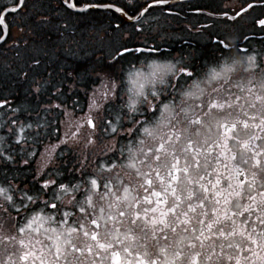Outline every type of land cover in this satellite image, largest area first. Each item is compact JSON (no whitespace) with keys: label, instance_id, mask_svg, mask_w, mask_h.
<instances>
[{"label":"snow or ice","instance_id":"6c2138e0","mask_svg":"<svg viewBox=\"0 0 264 264\" xmlns=\"http://www.w3.org/2000/svg\"><path fill=\"white\" fill-rule=\"evenodd\" d=\"M222 3L207 16L211 23L193 25L219 53L200 65L195 53L161 51L167 22L179 18L168 0H58L48 15L18 22L26 0H0V66L14 53L15 78L35 101L13 107L0 99V264H222L225 245L217 252L215 239L237 234L248 243L226 245L241 253L229 255L228 264H264V39L252 47L241 33L248 46L237 48L228 13L242 18L253 4ZM93 11L108 18L107 27L92 29L102 55L85 78L61 66L53 81L57 50L88 43L73 18L86 20ZM13 24L20 29L14 38ZM255 24L264 32V19ZM38 29L56 35L52 48L37 44ZM154 52L167 59L152 58ZM78 93L88 99L86 113ZM70 95L77 96L71 104ZM233 110L239 115L229 121ZM241 124L255 130L245 140L234 135ZM213 128L217 140L210 138ZM221 157L230 161L226 175L218 171ZM62 169L80 178H46ZM34 230L51 243H26ZM129 241L142 249L134 260L127 259ZM197 243L200 251L186 256Z\"/></svg>","mask_w":264,"mask_h":264},{"label":"flooded vegetation","instance_id":"af4514ba","mask_svg":"<svg viewBox=\"0 0 264 264\" xmlns=\"http://www.w3.org/2000/svg\"><path fill=\"white\" fill-rule=\"evenodd\" d=\"M247 2L253 4V8L247 9L246 14L242 13V18H235L231 17L233 13L229 11V21L227 25V30L232 33V37L235 39L233 40V43L236 44L237 48L240 47H247L248 43H246L243 39V36L241 33L247 35L250 38V43L252 47H259V42L264 39V32H261V26L255 24V21L257 19L264 18V0H247ZM58 0H26V6L22 7L19 10V16L18 20L21 17H27L30 21L39 19L42 15H48L50 13V7H54L57 5ZM169 5L172 6L174 12L179 13V18H171L167 22L166 26V44H162L161 51H171L172 57H176L180 54L182 50H184L186 53H195L196 55L200 56L201 59L197 61L198 64L203 65L204 63H208L209 65L213 62V57L218 56L219 53L214 52L211 44L209 43L208 37L206 35H198L196 33V28L193 27V25H196L197 22L199 23H211V21L207 20V16L210 14L211 9H214L217 6V0H168ZM240 4H245V0H225V3H222L220 6H229L234 5L235 7H239ZM202 9L201 12H197L196 8ZM246 7V4H245ZM216 19L223 20V16H216ZM233 19L236 20V23L233 25ZM73 22L77 23L78 29H86V31L83 32V38L88 41L87 44H82L80 48L73 47L72 51H64V50H57L56 57L52 60H66V61H96L97 58L102 55V52L98 50L97 47H95L92 44L91 36H92V29L93 26L96 28H100L101 26L107 27L108 26V18L100 12H91L88 14V17L86 20L82 21H76L75 18H73ZM186 26L190 27L191 30H185ZM226 26L224 24H220L219 28L223 29ZM46 30V36L42 38V41L47 43L49 48H52L53 44L56 42V35L54 33L49 32ZM102 34V33H101ZM77 40L81 39V34L78 31ZM41 40L40 38L37 39V41ZM159 38L157 39V43H159ZM190 45V47H189ZM151 46V42H150ZM67 48V45L64 46ZM152 58L164 60L167 59V57H161L159 53H152ZM138 63V62H137ZM85 78V76H84ZM18 83L23 84V81H18ZM79 100L81 102V105L84 109V113L88 111V99L83 95V93H79ZM243 95V93H241ZM77 99L76 96H73L72 100H69L68 103L71 104L73 100ZM250 101L252 100L251 97L248 98ZM257 108H260V104H257ZM84 113H80L79 115H83ZM237 115H239L236 111L233 110L232 116H226L225 118L231 121L233 118H235ZM240 119L244 120L246 117H243L240 115ZM242 125V124H241ZM222 164L218 168V171L226 175L224 172V164L230 163V161H226L221 157ZM166 174V169L164 170ZM213 180H215V176L213 177ZM222 184L224 182L222 181ZM226 187V184H225ZM245 194H247V189H245ZM143 195V193H141ZM247 202V201H244ZM213 205H209V216L212 215L210 209ZM239 219V218H237ZM224 230L230 231L231 230V221L227 223V225H224ZM234 240L232 243H237L246 245L248 242L245 239V237H241L240 235H236L233 237ZM104 239V235L101 236V240ZM215 239V238H214ZM84 241V240H83ZM212 241L209 242L211 244ZM216 243V251L220 252V244L223 243L225 245L224 253L228 252V248L226 245L228 244L225 242V239L221 241L220 239H215ZM38 249V247H37ZM131 250V249H130ZM132 251V250H131ZM234 251L236 253H239V250L234 248ZM1 252V251H0ZM133 255L128 256L127 259L134 260V257L136 253L132 251ZM20 252L17 251V255H19ZM103 254V253H102ZM4 254L2 253L0 255V260H3ZM126 258L125 254L122 252V259ZM20 264H32V260L29 259L27 262H20ZM38 264V261H37ZM105 264H110L109 261H106Z\"/></svg>","mask_w":264,"mask_h":264},{"label":"rangeland","instance_id":"374dc122","mask_svg":"<svg viewBox=\"0 0 264 264\" xmlns=\"http://www.w3.org/2000/svg\"><path fill=\"white\" fill-rule=\"evenodd\" d=\"M4 3L5 4H7L8 3V0H4ZM13 20V17L12 16H8V21L9 22H11ZM19 20L17 19V22H18ZM19 31H20V29L18 28V27H16L14 24L10 27V34H9V36L10 37H12V38H14V37H16L17 35H18V33H19ZM42 37H45V34H44V36H42ZM126 86L127 87H131V84H129L128 83V81H127V78H126ZM26 98H28V97H25V95L23 94L22 95V97H21V99H20V103L18 104V105H23V106H25V102L23 101L24 99H26ZM25 107H27V106H25ZM0 115H2V111L0 112ZM35 118V117H34ZM24 119V118H23ZM23 119H21V120H23ZM36 129H35V125H33V128L32 129H25V132H34ZM237 130H238V128H237ZM239 130H241V128H239ZM236 132H238V131H236ZM19 135L21 136V137H23V135H24V133H19ZM219 136H218V131L215 129V128H213V131H212V133L210 134V138H211V140H216L217 138H218ZM181 163H183V160L181 161ZM202 163H203V159H202ZM213 166H215V165H213ZM62 175H63V173L61 174V175H59L58 177H55V178H60V179H63V178H61L62 177ZM66 175H67V173L64 175V177H66ZM213 177V176H212ZM212 177H210V179H212ZM46 178H50V177H46ZM52 178V177H51ZM38 227H40V228H43L44 226L43 225H37ZM196 227H197V230H199V225H196ZM104 235V233H103V229H101V236H103ZM206 235H207V233H206ZM123 238V237H122ZM24 239H25V242L26 243H29V241L31 240L32 242H34L36 239H39V240H41L44 244H48V243H51V241H48L46 238H45V236L41 233L40 235H38L37 234V232L34 230L33 232H31L30 234L29 233H26L25 234V236H24ZM83 240V237L81 236L80 238H79V240H77L76 242L77 243H81V241ZM233 241V238H230V239H228L226 242L227 243H229V242H232ZM128 246L130 247V249L134 252V253H136L137 251H142V249H138L137 248V245L135 244V243H132L131 241H129L128 242ZM36 247H40V245H36ZM0 249H2V246H0ZM197 249H198V251H199V248L198 247H196L195 249H186L185 250V255L186 256H190V255H192L195 251H197ZM229 249V253H225V255H224V257H223V260H222V264H226V258L230 255V256H238L237 254H235V251H234V249L233 248H228ZM46 250V249H45ZM1 252H0V255L3 253L2 252V250H0ZM15 251V250H14ZM200 260H202V257L201 258H199ZM235 262V259H233L232 260V262H231V264H233Z\"/></svg>","mask_w":264,"mask_h":264},{"label":"trees","instance_id":"16d2710c","mask_svg":"<svg viewBox=\"0 0 264 264\" xmlns=\"http://www.w3.org/2000/svg\"><path fill=\"white\" fill-rule=\"evenodd\" d=\"M62 176H64V175H62Z\"/></svg>","mask_w":264,"mask_h":264}]
</instances>
